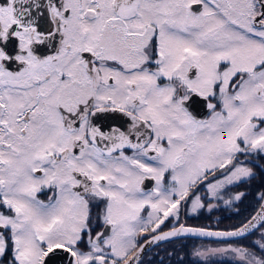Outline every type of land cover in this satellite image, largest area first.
Segmentation results:
<instances>
[{"label":"snow or ice","instance_id":"6c2138e0","mask_svg":"<svg viewBox=\"0 0 264 264\" xmlns=\"http://www.w3.org/2000/svg\"><path fill=\"white\" fill-rule=\"evenodd\" d=\"M258 176L264 0H0V264H145L188 237L264 264V190L238 225L187 223L239 215Z\"/></svg>","mask_w":264,"mask_h":264},{"label":"rangeland","instance_id":"374dc122","mask_svg":"<svg viewBox=\"0 0 264 264\" xmlns=\"http://www.w3.org/2000/svg\"><path fill=\"white\" fill-rule=\"evenodd\" d=\"M251 183L253 184L252 181ZM249 186L250 185H242L241 188L237 190H247L249 192ZM254 188L255 190L253 191V193H256L257 191L260 190L257 187H254ZM253 195L254 197L252 196V191H251V194L244 201L243 205L242 204L239 205V215L232 216L233 218L232 220H230V223H232L231 224L232 226L238 225L243 219H245L251 214L254 208H250L251 205H247V203L250 202L249 200H254V207L257 205V202L255 200V194ZM211 213L205 210L198 217L187 219V223L189 225L197 224L195 226H202L203 224L202 217L204 216V214L206 216H209ZM214 216L215 215H212V217ZM255 238L256 237H251L247 240L239 241V243H243L245 245L250 246L252 240ZM223 246L224 244L219 241L192 238V239H181L173 243L163 244L161 245V247L156 248L155 252L157 254L159 253V256H165V257L168 256V257H172L175 259L179 258L181 260H187L188 258L189 259L188 264H230V263L233 264V258L231 256H220V255L210 256L205 261L202 258L194 255V252L198 249L215 248V247H223Z\"/></svg>","mask_w":264,"mask_h":264},{"label":"flooded vegetation","instance_id":"af4514ba","mask_svg":"<svg viewBox=\"0 0 264 264\" xmlns=\"http://www.w3.org/2000/svg\"><path fill=\"white\" fill-rule=\"evenodd\" d=\"M257 182V188L262 190L261 187H262V184H263V178L262 177H257L256 180L252 181L253 183L254 182ZM237 190V189H236ZM255 190L254 188V184H250L249 186V193L251 194V191H252V196L254 197L253 195V191ZM250 202L247 203V205H251L250 208H254V200H249ZM244 203V202H243ZM242 203V205H243ZM212 215H215L214 217H212ZM236 215L235 214V211L234 210H230V209H227L225 207H221L219 209H215L212 211V213L209 215V216H206L204 214V216L202 217V223L204 225L202 226H209V227H212V228H220V229H225V228H229L231 227L232 223H230V220H232V216ZM219 222V223H217ZM207 225H206V224Z\"/></svg>","mask_w":264,"mask_h":264},{"label":"trees","instance_id":"16d2710c","mask_svg":"<svg viewBox=\"0 0 264 264\" xmlns=\"http://www.w3.org/2000/svg\"><path fill=\"white\" fill-rule=\"evenodd\" d=\"M253 184H254V187L257 186V182H254ZM261 189H264V178H263V184H262ZM253 194H255V193H253ZM192 225H197V224H192ZM185 239H192V238H185ZM155 250H156V247L153 250H151L145 256V258H144L145 259V264H159L161 259L164 261V264H188L189 263V261H188L189 259L188 258H187V260H181L179 258L175 259V258L168 257V256H166V257L165 256H159V253L157 254L155 252Z\"/></svg>","mask_w":264,"mask_h":264},{"label":"water","instance_id":"95a60500","mask_svg":"<svg viewBox=\"0 0 264 264\" xmlns=\"http://www.w3.org/2000/svg\"><path fill=\"white\" fill-rule=\"evenodd\" d=\"M188 238H195V239H204V240H213V241H217L215 238H202V237H188ZM155 247L151 248L148 250V252L145 254V256L151 251L153 250ZM145 258V257H144Z\"/></svg>","mask_w":264,"mask_h":264}]
</instances>
